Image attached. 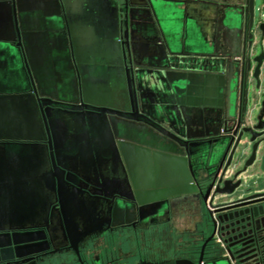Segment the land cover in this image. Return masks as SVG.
<instances>
[{"label": "water", "instance_id": "1", "mask_svg": "<svg viewBox=\"0 0 264 264\" xmlns=\"http://www.w3.org/2000/svg\"><path fill=\"white\" fill-rule=\"evenodd\" d=\"M241 2L235 15H223L222 19L234 21L226 20L217 30L223 29L226 55H241V72L253 71L259 88L264 68V2L257 8L258 16L254 0ZM121 11L127 19L137 9ZM119 12L115 0H0V230L30 229L10 237L1 234L0 249L10 243L9 238L18 247L38 241L42 228L52 244L77 246L103 226L157 215L169 198L198 195L191 177L199 154L206 152L198 139L216 136L217 127L211 118L201 123L199 107L216 105L215 87L223 84V77L182 71L165 74L174 93L182 94L187 86V107L182 105V96L178 104L183 114L191 112L196 121L186 125L205 129L186 136L193 142L173 137L147 118L150 112L146 117L137 111L118 41ZM256 48L259 54L251 56ZM202 86L204 101L197 99ZM10 91L13 95H7ZM148 97L149 111L154 96ZM227 115L233 116L229 111ZM263 115L264 99L257 124L241 127L238 119L221 145L213 140L222 149L213 161L219 165L216 169L229 151L224 173L245 135L251 147L243 169L264 158ZM91 178H101L106 184L95 182L98 188L94 189L82 183ZM239 184L227 180L214 192L230 196ZM200 195L205 201L207 192ZM122 198L130 202L124 205ZM217 207L208 212L209 220L227 230L231 244L225 249L209 247L204 263L202 247L197 261L178 258L170 264H246L259 258L257 235L252 234L264 214V193ZM3 250L0 261L8 259Z\"/></svg>", "mask_w": 264, "mask_h": 264}, {"label": "flooded vegetation", "instance_id": "2", "mask_svg": "<svg viewBox=\"0 0 264 264\" xmlns=\"http://www.w3.org/2000/svg\"><path fill=\"white\" fill-rule=\"evenodd\" d=\"M241 1L133 0L134 4H131V0H115L120 10L118 41L121 43L123 67L132 80L139 114L146 116L145 113L150 112L152 118L146 117L161 129L175 138L191 141L186 139L190 132L200 130L198 132L204 133L205 129L203 126L196 128L191 124L186 125L191 120L196 121L191 112L183 114L180 110L181 105L178 104V99L181 98L179 96H182L184 101L182 105L187 107L185 104L187 86H184L185 88L179 86L183 89L182 94L174 93L173 85L166 81L165 74L182 71L223 77V84L217 83L215 87L216 94L213 98L216 105L199 107L201 123L211 118L217 126L216 136H204L198 139L200 143L206 145L204 146L206 152L199 154L195 176L191 177L192 182L197 186L198 195L207 192L206 200L203 201L201 195L194 196V194L169 198L166 206L157 215L141 221L126 223L121 220L103 226L101 231L92 233L77 246L69 243L52 244L44 228L41 230L42 238L21 244L19 247L13 245L9 238L10 243L0 249H4L3 254L8 259L0 261V264H141V262L170 264L178 258L195 262L202 247L201 263H204L208 260L206 252L209 247L217 246L225 249L231 244L225 235L227 230L220 224L212 225L208 212L216 210L219 208L217 205L224 202L264 193V186L254 191L244 188L251 183H254L252 186L255 187L264 184V158L262 160L257 158L250 166L243 169L251 147L248 136L241 138L239 147L235 150L224 173L222 171L229 151L221 167L216 169L219 165L213 163L219 159V154L222 152L221 146L218 147V144L216 146L213 140L219 141L221 145V139L231 136L238 119L241 121V127L257 124V116L264 99V68H261L260 86L257 88L251 76L253 71L248 75L241 72L242 56L226 55L229 49L222 40L223 29L217 30L218 26L223 27L227 21H234L229 17L226 18L227 21L222 18L224 14L235 15L237 8L243 6ZM124 7L137 9V12L131 13V16L127 15L126 19L124 12L121 11ZM203 7H206V10L202 9ZM62 32L65 34L64 30ZM217 34H220V38L216 41ZM258 54L259 50L256 48L251 56ZM176 58L185 61L178 62ZM254 66L255 63L252 64L251 70ZM179 67L186 68L179 69ZM5 86L9 90L12 89L11 85ZM2 87L0 85V88ZM149 94H153L154 98H151L150 103L153 108L148 111L146 105L150 106L147 103L150 100ZM7 95L13 93L10 91ZM199 98L202 101L207 98L203 86L197 99ZM141 100L146 103L142 104ZM46 107L49 108L47 105ZM228 111L233 116H228ZM261 120L264 121V115ZM156 133L167 141L175 143L172 138L157 131ZM90 180L91 182L84 180L82 183L94 189L98 188L95 182L104 181L101 178ZM227 180L233 184L240 183L234 193L230 196L215 193L216 189L223 188L222 182ZM103 183L106 184L105 181ZM122 200L124 205L130 202L126 198ZM194 204L199 209L201 220L193 218ZM253 227L256 230L253 231L255 234L252 236L257 235L258 251L261 252L258 259L261 261L264 256V214L259 216ZM29 230H0V235L10 237L13 233H24ZM2 239L7 240V237Z\"/></svg>", "mask_w": 264, "mask_h": 264}, {"label": "crops", "instance_id": "3", "mask_svg": "<svg viewBox=\"0 0 264 264\" xmlns=\"http://www.w3.org/2000/svg\"><path fill=\"white\" fill-rule=\"evenodd\" d=\"M208 1H210V2H214V1H219V0H208ZM202 9H204V10H206V7H203ZM209 9H211V8H209ZM262 186H264V184L263 185H258V186H253V189H252V191H254V189L255 190H259ZM193 207H194V213H193V218H194V220L195 219H197V220H201V215L199 214V209H198V207H197V205L196 204H194V205H192ZM193 220V221H194ZM192 227V226H191ZM193 227H194V224H193ZM264 257V256H263ZM262 259V258H261ZM260 259H258V260H255L254 261V259H252V260H250V261H248V262H246V264H264V259H263V261L261 260V261H259Z\"/></svg>", "mask_w": 264, "mask_h": 264}, {"label": "rangeland", "instance_id": "4", "mask_svg": "<svg viewBox=\"0 0 264 264\" xmlns=\"http://www.w3.org/2000/svg\"><path fill=\"white\" fill-rule=\"evenodd\" d=\"M263 2H264V0H254V7H255V14H256V16L259 15V11L257 10V8L261 7L263 5ZM252 185H254V183H251L249 185H245L244 188L247 187L246 190L253 189V186Z\"/></svg>", "mask_w": 264, "mask_h": 264}]
</instances>
